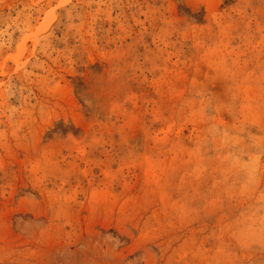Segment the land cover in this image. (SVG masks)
<instances>
[{"label":"rangeland","instance_id":"rangeland-1","mask_svg":"<svg viewBox=\"0 0 264 264\" xmlns=\"http://www.w3.org/2000/svg\"><path fill=\"white\" fill-rule=\"evenodd\" d=\"M0 264H264V0H0Z\"/></svg>","mask_w":264,"mask_h":264}]
</instances>
